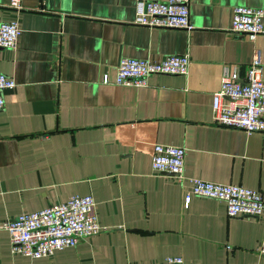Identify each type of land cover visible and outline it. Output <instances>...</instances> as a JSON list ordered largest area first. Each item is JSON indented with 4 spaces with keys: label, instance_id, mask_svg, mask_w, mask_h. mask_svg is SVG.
<instances>
[{
    "label": "crops",
    "instance_id": "obj_1",
    "mask_svg": "<svg viewBox=\"0 0 264 264\" xmlns=\"http://www.w3.org/2000/svg\"><path fill=\"white\" fill-rule=\"evenodd\" d=\"M136 1L21 0L15 10L0 0V22L21 30L14 49L0 50V73L15 82L0 111V221L91 195L101 228L40 259L12 255L1 232L0 264H264V214L228 218L224 203L200 197L185 204L189 183L151 168L153 145L181 147L187 178L258 191L264 203V134L212 123L223 77L243 82L257 51L264 77V33L230 32L235 7L264 0H190L191 31L133 25ZM170 55L188 56L186 76L114 84L122 58Z\"/></svg>",
    "mask_w": 264,
    "mask_h": 264
},
{
    "label": "built area",
    "instance_id": "obj_2",
    "mask_svg": "<svg viewBox=\"0 0 264 264\" xmlns=\"http://www.w3.org/2000/svg\"><path fill=\"white\" fill-rule=\"evenodd\" d=\"M190 0H137L133 25L150 29L191 31ZM10 7L21 10V0H10ZM264 9L235 7L232 11L230 32L254 41L264 33ZM21 34L18 22H0V50L14 49ZM187 55H170L158 61L122 58L116 67L114 84L144 87L153 75L186 76L189 69ZM103 84L108 78L103 77ZM12 78L0 73V111L5 107L3 94L13 90ZM212 123L218 127L243 131L246 134H264V77L259 52L248 65L247 75L240 82L236 74L223 77L220 88L212 98ZM185 149L155 144L151 152V168L157 174H166L179 184L187 181L184 203L191 197H200L225 204L228 218L247 216L259 218L264 214L262 195L241 186L223 185L184 174ZM91 195L73 196L66 202L50 205L34 213H25L12 220L0 221V233L10 239L12 255L29 259L51 257L55 251L74 248L81 240L101 231L94 213ZM256 253L264 257V237ZM185 264L182 257H168L160 263Z\"/></svg>",
    "mask_w": 264,
    "mask_h": 264
}]
</instances>
